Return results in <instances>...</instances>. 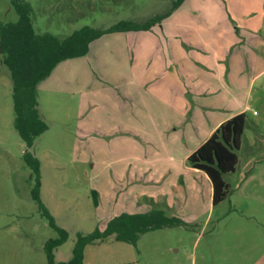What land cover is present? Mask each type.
Instances as JSON below:
<instances>
[{
	"label": "rangeland",
	"instance_id": "rangeland-1",
	"mask_svg": "<svg viewBox=\"0 0 264 264\" xmlns=\"http://www.w3.org/2000/svg\"><path fill=\"white\" fill-rule=\"evenodd\" d=\"M37 32L143 22L177 0H29ZM71 12H73L71 14ZM0 0V23L17 21ZM13 81L0 55V264H49L58 236L34 201L25 142L14 127ZM49 128L31 149L41 198L68 239L124 213L164 208L184 225L88 244L84 264H264V0H183L150 30L113 32L62 61L38 87ZM247 124L231 192L214 206L189 156L224 116Z\"/></svg>",
	"mask_w": 264,
	"mask_h": 264
},
{
	"label": "trees",
	"instance_id": "trees-1",
	"mask_svg": "<svg viewBox=\"0 0 264 264\" xmlns=\"http://www.w3.org/2000/svg\"><path fill=\"white\" fill-rule=\"evenodd\" d=\"M18 14V20L0 23L1 61L10 70L13 81L14 127L25 142L23 159L32 171L34 187L32 198L49 220L58 236L46 242L45 252L49 264H84L83 250L93 242L113 236L117 241L137 244L140 236L148 231L164 227L184 225V221L171 215L164 208L155 207L144 212L124 213L108 220L102 229L96 227L89 233H77L72 257L67 262H56L54 249L68 239V231L57 224L51 211L44 204L41 194V162L31 150L34 142L49 128L39 110L38 87L49 78L62 61L86 55L92 42L113 32L150 30L179 7L177 0L162 13L148 17L143 22L133 19L119 20L108 27L83 25L64 36L43 31L37 32L34 25L35 9L29 0H10ZM73 12H71L72 14ZM247 124L245 112H240L218 126L210 138L189 156L192 168L204 171L213 186V205H218L230 195V184L225 174L236 171L239 163L238 150L242 145Z\"/></svg>",
	"mask_w": 264,
	"mask_h": 264
},
{
	"label": "crops",
	"instance_id": "crops-1",
	"mask_svg": "<svg viewBox=\"0 0 264 264\" xmlns=\"http://www.w3.org/2000/svg\"><path fill=\"white\" fill-rule=\"evenodd\" d=\"M172 14V13H171ZM96 41V40H95ZM94 41V42H95ZM94 42H92V44L94 43ZM92 44H91V48H92ZM91 48H90V50H91ZM240 113V112H239ZM238 114V113H237ZM234 115H236V114H232L231 116H224L223 118H221V119H219L216 123H215V125L214 126H212L211 127V130H210V132L207 134V138L204 140V142L208 139V138H210V136L212 135V133L214 132V130L218 127V126H220V124L222 123V122H224L225 120H227V119H230V118H232ZM203 142V143H204Z\"/></svg>",
	"mask_w": 264,
	"mask_h": 264
}]
</instances>
